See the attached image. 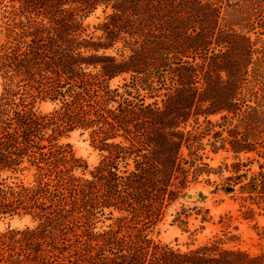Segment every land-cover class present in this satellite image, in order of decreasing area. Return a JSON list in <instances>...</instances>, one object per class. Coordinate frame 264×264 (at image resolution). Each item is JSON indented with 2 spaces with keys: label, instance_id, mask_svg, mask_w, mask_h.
Returning a JSON list of instances; mask_svg holds the SVG:
<instances>
[{
  "label": "trees",
  "instance_id": "16d2710c",
  "mask_svg": "<svg viewBox=\"0 0 264 264\" xmlns=\"http://www.w3.org/2000/svg\"><path fill=\"white\" fill-rule=\"evenodd\" d=\"M0 6L10 21L0 47V217L31 221L0 234V264H264V251L226 249L219 239L183 251L149 237L190 183L222 173L204 162L206 145L264 157V45L250 36L264 0ZM98 8L95 37L83 21ZM228 9L244 28L226 20ZM46 101L55 108L42 114ZM75 131L105 153L88 178L75 174L86 163L58 145ZM31 169L32 182H9ZM263 169L235 176L262 204ZM100 218L114 223L97 230Z\"/></svg>",
  "mask_w": 264,
  "mask_h": 264
},
{
  "label": "rangeland",
  "instance_id": "374dc122",
  "mask_svg": "<svg viewBox=\"0 0 264 264\" xmlns=\"http://www.w3.org/2000/svg\"><path fill=\"white\" fill-rule=\"evenodd\" d=\"M226 13L227 21L232 24L240 23L241 28L245 27V23L241 22L243 15L241 18L229 9L226 10ZM103 21L102 8H98L83 21V25L87 28V34H92L95 37L102 36V32L96 28ZM261 21L263 22L252 18L254 31L250 33L253 40L258 39L259 46L264 45V30L261 28V25H264V20ZM8 24L10 21L0 6V47L6 44L4 29ZM120 47L121 44H117V48ZM2 84L3 81L0 77V98L3 92ZM120 84H122L121 78L114 79L109 83L111 88ZM141 94L146 95L145 92H141ZM146 102L151 103L153 100L147 99ZM37 107L42 114L50 113L55 108L50 101L42 102ZM211 120L216 124L218 118ZM214 130L221 131L219 128ZM227 136V132L222 133V137ZM207 140L213 141L211 136H207L203 140V144H209ZM58 145L70 152L75 159L86 163L88 171L75 172L77 176L84 178L89 177V171L96 167L102 160V156L105 155L95 148L87 133L83 137L80 136V131L62 137L58 140ZM226 148V150H219L214 153L211 147L206 145L205 152H203L204 162L213 169H222V173L218 176L211 175L209 183L206 181L208 179L206 177L199 178L197 183H190L182 191L179 199L164 209L163 216L149 230V237L155 242H161L185 251L197 248L208 241L219 239L221 246L226 249L241 250L250 255H258L264 251V204L260 203L256 197L250 198L246 192L242 193L241 186L247 182L244 178L240 180L235 178L237 175H247L246 179H249L257 175L261 171V167L264 166V157L260 158L256 154H242L236 157L229 151L228 145ZM183 154L187 157L185 148ZM235 165V169L239 166L238 170H233ZM121 170L123 169L121 168ZM236 172L237 174H235ZM34 173L33 169L25 171L22 174L14 175L9 182L30 183L35 179ZM229 177L233 178L229 183L234 188L233 192L226 193L220 186L225 184L226 178ZM188 194L195 195L196 198L187 199ZM178 216H180V220L177 219ZM104 218H100L96 224L97 230L105 229L114 223L113 220ZM30 225L31 221L28 217L22 219L0 217V234L9 229H23Z\"/></svg>",
  "mask_w": 264,
  "mask_h": 264
},
{
  "label": "water",
  "instance_id": "95a60500",
  "mask_svg": "<svg viewBox=\"0 0 264 264\" xmlns=\"http://www.w3.org/2000/svg\"><path fill=\"white\" fill-rule=\"evenodd\" d=\"M186 197H187V199L196 198V196H195V195H193V196H192V195H190V194H188Z\"/></svg>",
  "mask_w": 264,
  "mask_h": 264
}]
</instances>
